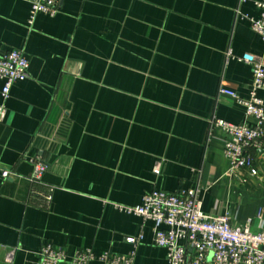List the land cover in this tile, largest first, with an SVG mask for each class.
<instances>
[{
  "label": "crops",
  "instance_id": "crops-1",
  "mask_svg": "<svg viewBox=\"0 0 264 264\" xmlns=\"http://www.w3.org/2000/svg\"><path fill=\"white\" fill-rule=\"evenodd\" d=\"M29 13L28 0H0V55L19 49L30 63L6 99L0 79V264H38L48 243L170 264L153 221L117 207L153 190L199 186L205 212L261 229L264 146L259 176L243 184L227 173L224 132L210 133L214 117L255 123L219 93L246 99L253 84L251 66L228 50L264 60L247 18L261 14L253 0H61L33 24ZM30 158L47 165L39 181Z\"/></svg>",
  "mask_w": 264,
  "mask_h": 264
},
{
  "label": "built area",
  "instance_id": "built-area-1",
  "mask_svg": "<svg viewBox=\"0 0 264 264\" xmlns=\"http://www.w3.org/2000/svg\"><path fill=\"white\" fill-rule=\"evenodd\" d=\"M246 2L247 0H242ZM30 13L28 23L33 24L38 13L55 16L60 10L61 0H28ZM260 8L258 18L248 17L251 26L264 41V0H253ZM228 59L237 58L249 64L253 71V84L249 98H241L231 89L221 87L220 94L235 98L245 106L246 116L255 123L236 124L214 117L211 130L220 128L224 134L223 153L230 161L228 174L246 184L259 176L256 151L264 146V99L257 95L264 90V60L254 54L241 56L227 52ZM29 60L22 50L11 49L0 55V79L3 81L2 95L9 97L13 84L29 76ZM7 114L5 104L0 106V119ZM34 166L31 180L42 179L47 165L39 158H30ZM10 175L4 170L2 176ZM120 210L135 214L154 223V243L167 250L170 264H264V223L254 231L251 224L234 225L229 212L207 213L203 209L201 189L180 193L153 190L143 196L142 202L133 206L118 205ZM142 239L128 237L137 244ZM38 264H89L98 260L101 264H136L135 251L115 253L105 251L97 254L92 248L76 250L72 255L62 246L48 243L38 252Z\"/></svg>",
  "mask_w": 264,
  "mask_h": 264
}]
</instances>
